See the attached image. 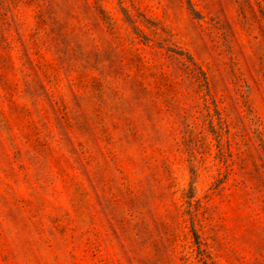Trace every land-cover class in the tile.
Returning a JSON list of instances; mask_svg holds the SVG:
<instances>
[{
  "label": "rangeland",
  "instance_id": "obj_1",
  "mask_svg": "<svg viewBox=\"0 0 264 264\" xmlns=\"http://www.w3.org/2000/svg\"><path fill=\"white\" fill-rule=\"evenodd\" d=\"M0 11V264H264V0Z\"/></svg>",
  "mask_w": 264,
  "mask_h": 264
},
{
  "label": "trees",
  "instance_id": "obj_2",
  "mask_svg": "<svg viewBox=\"0 0 264 264\" xmlns=\"http://www.w3.org/2000/svg\"><path fill=\"white\" fill-rule=\"evenodd\" d=\"M1 13L2 12L0 11V14ZM2 15L6 16L7 13H2ZM35 17H36V21L34 23V27L32 28L33 31L28 33V37H29L28 43L26 42V40H23V34L20 32L21 30H19V28H18V31H17L18 34L20 35L21 41L24 44H26V46H27V44H30L31 48H35V50H36L35 53H39L38 46H39L40 41L43 39L41 32H46L48 36L54 35L57 38L60 36V34H63L64 36H66L69 33V31L75 30V26L70 24V20L73 19L74 15L65 24L62 22L56 21V24L58 25V27L53 26L52 29H49V30L47 29L48 25H49V20L46 17V12L43 10V8L40 7L38 9ZM5 23H6V21H2L0 24V27L2 29L4 28ZM0 41H2V47H4V48L10 47L11 43H12L11 40H9V35L7 33L1 34ZM65 55H67V54H65ZM136 58H137V61L138 60L141 61L138 56H136ZM189 60L191 61V65H194L195 67H197L196 62L192 58ZM139 67H140V69H142V67H143L141 65V62L139 63ZM93 81H94V83H97V85H99L97 78H95ZM139 86L140 87L142 86L141 81H139ZM0 88L4 92V97L7 100L11 101L13 92L11 89V84L8 82L7 79H4V78L0 79ZM36 142L39 145H45L46 144V142L43 141L39 136H36ZM18 153H19V151H18Z\"/></svg>",
  "mask_w": 264,
  "mask_h": 264
}]
</instances>
